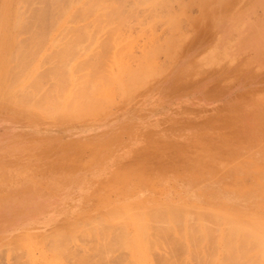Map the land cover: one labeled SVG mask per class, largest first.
<instances>
[{"label":"rangeland","instance_id":"rangeland-1","mask_svg":"<svg viewBox=\"0 0 264 264\" xmlns=\"http://www.w3.org/2000/svg\"><path fill=\"white\" fill-rule=\"evenodd\" d=\"M33 1L30 6H40ZM148 1L120 0V18L113 13L108 23H92L93 14L76 21L91 23L89 40H71L63 32L50 42L59 27H30L20 31L15 45H6H17L21 64L34 68L30 80L37 77L38 94L53 82L45 70L59 68L79 78L89 62L103 59V71H130L119 74V83L104 84L94 110L76 120L36 111L27 112L32 119L23 118L22 107L0 101V264H137L116 241L118 226L112 224L109 234L100 224L109 204L137 193L222 204L256 195L258 204L250 208L264 212V0H235L228 7L221 6L224 0H152L161 7L151 8ZM63 47L70 50L59 60ZM141 54L147 57L137 61ZM112 57L120 58L118 67L109 65ZM95 223L98 234L84 233ZM64 229L67 235H61ZM149 234L141 264H196L181 244L171 247L175 234ZM212 255L205 257L218 255L219 264H264V254L252 250Z\"/></svg>","mask_w":264,"mask_h":264},{"label":"bare ground","instance_id":"bare-ground-1","mask_svg":"<svg viewBox=\"0 0 264 264\" xmlns=\"http://www.w3.org/2000/svg\"><path fill=\"white\" fill-rule=\"evenodd\" d=\"M32 1L33 0H0V101L4 103V106L6 104H8V105L14 104L17 107L18 106L22 107L23 110H21V112L23 113V115L26 112L25 113L26 115H24L23 118H26V116L28 117L27 112L36 111L37 114H42L43 116L48 115L49 117L51 116L52 118L54 117L55 119L56 118L60 119V118H64V117H66V118L69 117V119H70L71 116H76L79 113H83V112H86L89 110H94L93 107H94V102H95V100H94L95 96L98 95L99 93L104 92V91H102V88H103L102 86L106 83H111V84H113V83L116 84L117 82L119 83V80H120L119 74L123 76L124 74H126L130 71V69L127 66L120 68V69L118 68L119 70L117 69V71L115 73H112L111 68L109 70H106V71H103L101 69V64L103 62V59H95L94 61L92 60L93 61L92 63L91 62L88 63V65H90V67L87 68L88 71L86 70V74L84 73L79 78L75 76L77 73L75 75H73V73L70 74L71 73L69 71L70 69L68 70L69 74H67V76H65L64 73H61L59 68H55V70H53V71L52 70L51 71L45 70V71H43V74L47 77H50V79H53V82L51 84V87L50 88L48 87V90L42 91V89H41L42 94H38V84L39 83H38V80H36L37 77L35 80L34 79L30 80V77H31L30 75H33V71H35L34 68L28 67L26 65L27 63L21 64V62H23L22 59H23L24 55H21L18 53L19 48H16L17 45L12 50H8L10 48L7 49L6 45L7 44H13L17 40V38L19 37V36L17 37V35L20 33V31L21 30L24 31V29L26 30V29H29L30 27H33L34 29L37 28L40 30L45 29V28L50 27V26L59 27V29H61V30L59 32H57L56 34H54L55 37L50 42L58 41V39L56 40V38L60 39V37H57V36H60L63 32H65V34H63L61 36L69 38L71 40H72V38H76L77 36L80 37V35L86 36L89 40L88 34H91V33H87L89 30L87 31L86 28L91 26L90 25L91 23L90 24L88 23L89 26L88 25L86 26L85 24L78 25L77 23L78 22L81 23V21H83L84 19H86L87 17H89L92 14L94 15V17L91 20L92 23L94 22L95 24H99L98 21H104V22L108 23L110 21V15L111 14L114 13V14L118 15V17H119L120 11L122 10L120 8V0H110L111 3L109 2V0H37V1L34 0L40 4V6H38V7H34V5H35L34 3H33L34 4L33 7L30 6L32 4ZM139 1L141 3V0H139ZM150 1H148V2H150V5L148 4L149 5L148 8L153 7V5L155 4L154 1H153L154 3L152 2V0H150ZM137 2H138V0H137ZM142 2H143V0H142ZM234 2H235V0H226V1L224 0V2H222L221 6L228 7L229 4L232 5ZM151 3H153V4H151ZM158 4H159V2H158ZM35 6H37V4ZM156 6H159V5H156ZM122 7H124V6H122ZM159 7H161V6H159ZM144 9L145 8H143V10ZM78 10H79V16L77 18V16H75V14H76V11H78ZM130 12H132V11L130 10ZM136 13H137V11H136ZM87 14H89V16H87ZM76 21H77V23H76ZM120 22H122V21H120ZM98 27L99 26H97V28ZM100 27H101V25H100ZM54 29L52 30V32H54ZM85 29H86V31H83ZM91 29L93 30L92 26H91ZM91 29H90V31H92ZM79 30H82V31H79ZM31 32H32V30H31ZM38 32H39L40 36H42V37L45 35V32L43 30L38 31ZM31 34H34V33H30V31H29V37ZM36 36L34 34L33 37H36ZM46 38H48V37H46ZM36 39H38V38H36ZM62 42H64V40ZM57 43H59V42H57ZM84 43L87 44L88 41L84 42ZM15 44H13V45H15ZM24 44H25V41H24ZM40 45H44V44L40 43ZM55 45L57 46L59 44L55 43ZM55 45L52 46L53 49H56V48H54ZM70 45H72V43ZM46 47H47L46 45L43 46V48H46ZM79 47H81V46H79ZM79 47H77V48L80 50ZM39 48H42V47H39ZM82 49H83V47H82ZM50 50H51V48H50ZM69 50L70 49L68 47H63L62 51L56 50L57 51L56 58L61 60L63 58V56H65V53L68 52ZM88 50H90V49H88ZM12 51L14 52L13 54H12ZM45 51H46V49L44 50V52ZM82 51L80 53H82ZM44 52H43V54H44ZM85 52H86V50H85ZM24 53H26V51ZM106 53H108V52H106ZM9 54H10V56H9ZM82 54H84V53H82ZM88 54L89 53H87V55ZM146 55H147V53H146ZM66 56H68V55H66ZM39 57H41V56H39ZM146 57L147 56H144V54H141V58L139 57L137 61H140L141 59H144ZM12 59H13V63H15L18 66L17 69L20 68L19 69L20 71L13 70V68L11 66V65H13V63L12 64L10 63V61H12ZM29 59H31V58H29ZM36 59H39V58H36ZM72 59H74V58H72ZM76 60H78V59H76ZM119 60H120V58H119ZM119 60L116 58L114 59L112 57V59L109 58L108 62L110 63L109 64L110 66H112V63L117 66L119 63ZM49 61H51V60H49ZM104 61H106V60H104ZM126 61H127V59H126ZM124 62H125V60H124ZM24 63H25V61H24ZM59 63H61V62H59ZM127 64H129V63H127ZM46 65H48V64H46ZM52 65H53V63H52ZM99 67H100V69H99ZM38 71H40V70H38ZM50 73L52 74V77H51ZM135 76H136V74L133 76L128 75V77L130 79H133ZM41 77H43L42 74L40 75V78ZM47 80H48V78H47ZM103 90H105V89H103ZM109 90H110V88H109ZM135 91L137 92V90H135ZM129 95H131V94L129 93ZM134 95H135V93H134ZM103 96H104V94H103ZM1 102H0V104H1ZM3 103H2V107H4ZM7 107H9V106H7ZM11 110H9V111L11 112ZM13 111L15 112V110H13ZM13 111L11 112L12 115H14ZM10 112H8V113L10 114ZM15 113H18V112L16 111ZM22 113H21V116H22ZM88 113L90 114L91 112H88ZM81 115H83V114H81ZM32 117H33V115H32ZM35 117H37V115ZM50 118H47V119H50ZM76 118H78V117L77 116L74 117V120H76ZM29 119H32V118H29ZM33 119H34V117H33ZM71 119H73V117H71ZM43 120H45V119H43ZM149 155H151V154H149ZM205 158H206V156L204 155V159ZM150 190H151V188H150ZM131 192H132V190H131ZM120 198L121 197H119V199ZM249 198H250V202L247 203V200L249 201ZM249 198H242L243 201L238 202V203L225 202L226 204H222V203H220L222 201H219V200H204L206 202H201V200L197 199L198 202H196V201L194 202L190 198H186V197H179L178 199H166V198L160 199L157 196H153L152 193H150L149 195L148 194L140 195L139 193H137L136 195H134L128 199H125L118 204H109L101 215V220L103 223H100V224H101L102 229L106 233H109V234H110V230L113 229L114 226H118L117 229L119 228V230L114 234L115 239L120 245H122L124 247L126 246L127 248L130 249V250H128V251H130V254H129L130 258H131V256L134 257L135 263L137 262V264L138 263L141 264L143 262L142 261V258H143L142 254L146 250L144 248H146L145 246H146L148 240H150V239H148V237L151 238L150 236H148L149 233L155 237L159 236V233H161V234L173 233V234H175V237L173 236L174 239H173V242L171 243V247H175L176 245L181 244V246H178V247H181L183 249L184 253L187 255L186 257L193 258V260L195 259L194 262L196 264H206V263L219 264L220 263V261H219L220 257L218 255H217L218 257L215 256V257H212L210 259H207L205 256L206 255L213 256L212 253L214 251H216L217 254H220V251H221L222 255L223 254L226 255L227 253H232L234 250L235 251L242 250L243 253L246 250H252V251H254L260 255L264 254V212L257 210L260 212V213H258L253 208H250L255 203H257V196L256 195H251V197L249 196ZM149 201H151V202H149ZM209 202H212V203H209ZM242 205H245V206L243 208H241ZM86 217H89V216L86 215ZM89 219H90V217H89ZM84 220H85V222H87L86 221L87 218L84 217L82 222H84ZM89 223L93 224L94 221H93V223H92V221H89ZM71 224H70V226L73 225L72 228H75L74 224H72V225ZM112 224H115V225L113 226ZM116 224H118V225H116ZM70 226H67V227H70ZM96 226H98V227H96ZM67 227L65 228L66 230L71 229V228H67ZM82 228L80 229V231L82 230ZM65 229H64V232L66 233L67 231H65ZM100 229H101L100 225L98 223H95L94 226L91 225L86 230L84 229L85 230L84 233H89V235H90V233H97L98 234ZM69 233H70V231H69ZM72 233L73 232H71L70 234H72ZM67 234L68 233L61 234V235H67ZM75 234H79V233L77 232ZM76 237H77V235H76ZM237 239L240 240V244L235 241ZM27 240H29V239H27ZM98 240H96V241H98ZM74 241H76V238ZM29 243H31V241H29ZM72 244H73V242H72ZM44 245H45V243H44ZM76 245H79V244H76ZM150 245H152V244H150ZM153 245H155V244H153ZM162 245H163V243L161 244V246ZM75 246L73 245V248ZM65 247H67V246H65ZM82 247H84V246H82ZM86 248L87 247H85V250H86ZM164 248H167V246ZM154 250H152V252ZM243 250H245V251H243ZM35 251H34V254H35ZM45 251H47V250H45ZM86 251H88V250H86ZM128 251H126L125 253H128ZM148 251H147V253H148ZM162 251H164V250H162ZM162 251L160 253H162ZM181 251H180V253H181ZM167 252H170V254L172 255L171 251H167ZM38 253H40V252H38ZM38 253H36V254H38ZM55 253H56V251H55ZM145 253H146V251H145ZM30 254H31V252H30ZM149 255L150 254L148 253V256ZM99 256H100V254H99ZM35 257H36V255H35ZM43 257H44V255H43ZM166 257H167V259L171 258V256L170 257L166 256ZM183 257L180 259H183ZM128 258H126V260ZM159 258L164 259V257H159ZM94 259H96V258H94ZM34 260L32 259V261H34ZM57 260L55 259V261H57ZM131 260H132V258H131ZM170 260H172V259H170ZM128 261H130V260H128ZM132 261L130 262L131 264H133ZM184 261H186V259ZM178 262L181 263L180 261H178ZM153 263H154V261H153ZM126 264H127V262H126ZM185 264H186V262H185Z\"/></svg>","mask_w":264,"mask_h":264}]
</instances>
